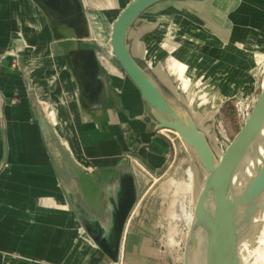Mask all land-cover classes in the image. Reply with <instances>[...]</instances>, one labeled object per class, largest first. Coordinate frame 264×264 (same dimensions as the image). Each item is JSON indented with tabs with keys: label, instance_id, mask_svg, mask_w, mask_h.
Listing matches in <instances>:
<instances>
[{
	"label": "rangeland",
	"instance_id": "1",
	"mask_svg": "<svg viewBox=\"0 0 264 264\" xmlns=\"http://www.w3.org/2000/svg\"><path fill=\"white\" fill-rule=\"evenodd\" d=\"M129 1L81 0L89 20V33L84 45L96 51L101 66L105 73L109 75L110 78L106 81L107 90L110 89V83H113V76L115 83H118L117 86L125 88L124 90L132 98L136 96L134 89L137 92L138 90L129 80L119 62L112 56L109 43L112 23ZM187 4H194L196 10L199 7L202 10L195 11L194 15L185 9ZM197 5L198 7H196ZM183 12H189V17L183 18ZM230 12L234 14L232 18L228 16ZM197 24L202 26L199 30L197 29ZM211 27L220 28L221 33L216 32ZM41 36L40 33L35 36V43L39 44L42 41ZM22 38L24 39V35ZM199 38L203 42L201 47H198ZM129 41L132 45V51L141 65L147 68L177 104L194 115L200 128L207 135L213 150L220 157L230 140L242 126L248 111L264 86V0H171L145 12L133 25ZM2 42L4 41L2 40ZM25 44L23 42L22 46H24L23 49H25V54L29 58V64H31L28 68L31 70V83L33 82L35 89L41 84L43 90L46 91L45 97H50V101H55L56 105L61 106L62 103L54 96L59 94L57 89L61 86V81L65 79L63 76L64 67L61 64L63 70L59 71V68L53 66L52 55L45 56L46 58L42 57L43 49L41 51V49L34 48L33 43L27 44L25 42ZM15 51L19 50L16 49ZM199 51L203 55L202 64L206 60L211 61L205 66L191 64V82L185 87L184 81L180 77L179 64L184 54L191 53V55H194ZM6 56L7 54L4 52L0 55V58H5ZM17 58L18 55L12 58L14 60L12 63L14 69H20ZM37 58L39 63H33L32 60ZM193 58L191 57L192 60ZM108 62L112 64L114 74H110L108 71ZM57 63L60 62L58 61ZM201 68L203 70L209 68L207 79H204L207 75ZM51 76H54L56 80L57 86L55 90L48 83ZM18 80L22 84V79L18 78ZM69 83L71 82L69 81ZM119 88H116V91L120 93ZM233 88H236L235 93L229 94L224 98L205 94L206 91L211 89L213 91L218 89L227 91ZM69 94L73 99V87L70 89ZM145 105L148 108L146 102ZM40 107L43 109V115L48 121L43 105H40ZM77 111L74 113L65 112L66 116L64 115V117L65 119L68 117L66 121L68 126L70 125V119L71 123L73 119L75 124L76 121L81 125L83 124L80 120L81 115L79 117ZM32 121L34 122V118ZM49 121V130L53 141L66 156L73 172L80 181L85 195L94 204L97 195L95 191L97 188L96 177L93 171L81 166L93 168L91 165L93 158L86 156L82 150L77 133L73 132V137H71L73 144L71 150L66 145H63L60 142L61 137L57 136L58 133H55V128L52 122ZM153 126V124L147 125V130L151 132ZM3 130V119L0 116V131L3 132ZM94 131L92 130L91 132ZM132 135L133 133H130L126 139L127 145L129 143V147H132L131 151H124L122 144L119 143L123 153V159L119 160L121 163H105L94 168L104 177H108L121 164L128 162L134 170L138 181L139 193L132 215L133 220L130 230L135 226L136 222L141 230L138 236H133L134 239H128V245L130 246L131 242L134 243L135 241V243L137 242L143 248H146L147 251L145 255L142 254L133 259L131 258L132 264H140L141 262L147 264H184V254L182 260V253L179 247L183 243L182 239L187 235L188 228L190 229L192 221H189L188 218L189 215L194 214V207L204 182L205 172L200 170V163L195 153L173 130L164 128L159 129L155 133L156 138L163 139L167 144L162 148H158L159 154L157 155L151 153V142H142L137 145L131 144ZM42 138L44 141L43 135ZM89 143L93 146L92 142L89 141ZM16 149L19 150L18 147ZM70 153L73 159L81 165L72 159ZM100 156L107 157L104 153ZM50 157L60 169L59 171L62 174L61 181L67 179L65 169L60 167L51 155ZM9 165L8 161L3 162L0 173L7 169ZM189 168L193 169L195 175L194 190H190L188 187L190 178L187 170ZM96 171L95 173H97ZM46 193L47 196L40 195L36 198L34 202L36 206L26 209L27 213L32 215L30 217L31 220L34 217L36 218L37 212H45V215H49L48 213L52 209H62L61 217L72 214L66 203L62 204V207L61 205L58 206L56 202H54L55 204L53 203V198H49L51 193L48 192V189H46ZM50 204L54 205L50 206ZM27 217L25 219H29ZM61 224L68 227L70 233L66 231V234L71 235V239L70 244L69 240L67 241L66 246L69 245V247L59 259L65 260L67 258L68 260L71 258L73 249L77 245L78 247L74 249L75 256L71 260L75 261L79 254H82L83 256L81 257L85 260L86 255H84L85 252L83 254V251H85L84 249L87 245L82 244V231L74 227V224H69L67 221L64 222L63 219H61ZM262 225H264L263 221L257 225L259 232ZM259 232L254 235L255 237H250L253 233L251 231L249 236L246 237V246H248L247 252H249V256L252 254L253 260L258 259L255 261L259 263L255 261L254 263L264 264V241L261 242L264 234ZM249 242L250 244H248ZM256 246H259V248H256ZM251 249L253 250L251 251ZM259 250H262V253ZM19 252L15 248L11 253L12 256L17 257L20 255ZM131 253L127 249V258L131 257ZM94 257L97 256L94 255ZM7 258L4 256L5 261ZM32 259L36 260L35 257H32ZM89 261H87V264ZM58 264H63V262ZM120 264H127L126 257L121 260Z\"/></svg>",
	"mask_w": 264,
	"mask_h": 264
},
{
	"label": "water",
	"instance_id": "2",
	"mask_svg": "<svg viewBox=\"0 0 264 264\" xmlns=\"http://www.w3.org/2000/svg\"><path fill=\"white\" fill-rule=\"evenodd\" d=\"M162 1L165 0H132L124 7L112 26V53L149 107L143 121L154 124L156 129L177 131L197 156L200 170L207 173L187 236L184 264H239L240 246L253 230L264 200V163L238 205L231 209L228 205L235 178L264 127V86L242 126L219 157L191 112L177 104L132 54L128 39L133 25L149 8ZM41 3L59 22L76 31L77 49H70V57L76 64L84 88L95 93L96 89L103 87L107 74L96 51L84 47L89 26L81 0H41ZM34 113L50 155L66 171L67 179L61 185L71 206L87 234L101 250V255L92 258L88 264L119 262L139 193L131 164H121L108 177L97 172L100 189L93 204L85 195L66 156L53 141L48 121L36 101ZM227 213L230 217L225 227Z\"/></svg>",
	"mask_w": 264,
	"mask_h": 264
},
{
	"label": "crops",
	"instance_id": "3",
	"mask_svg": "<svg viewBox=\"0 0 264 264\" xmlns=\"http://www.w3.org/2000/svg\"><path fill=\"white\" fill-rule=\"evenodd\" d=\"M194 6V4H187V8L185 9L192 14L195 11L202 10H200V7L196 10ZM27 16L35 17L37 23L41 26V30L35 31L34 38L30 35V38L26 41L19 33L20 30L17 20L19 18L23 20V27H26L23 31L29 34V26L25 21ZM85 16L87 19L86 12ZM87 21L89 25V20L87 19ZM45 30L48 39H43L39 44L35 43V36L38 33L42 35ZM75 37L76 31L71 27L63 25L53 17L43 7L41 0H0V43L2 40L4 41L1 43L2 46L0 45V55L4 52L7 54L5 58H0V116L3 119L4 125L3 132L0 131V169L3 162L8 161L10 163L9 167L0 173V264H12L11 262L13 261H17L19 264H58L59 262H63V264H72L73 262V264H87V261L94 257V255H101L96 249L87 246L84 249L85 251H83V254L85 252L84 255H86V257L84 256L85 260L81 257L83 255L79 254L75 261H72L71 258L73 259L75 256L74 249L78 247L76 245L72 252L73 255L70 253L71 258L68 260L67 258L60 260L61 255L69 247V245L66 246L67 241L69 240L70 244L71 239V235L66 234L67 232L70 233V230L66 225L63 226L61 224V219L69 215L60 218L57 210L54 214L51 210L48 213L49 215H45V212H37L36 218L34 217L31 220L30 217L32 215L26 211L27 208L36 206L34 202L37 197L40 195L47 196L46 189H48V192L51 193L49 194V198L53 197V202H56V199L64 197L72 215L78 219L74 210H72L73 208L71 209V203L61 185L62 174L59 171L60 169L50 157L49 152H47L48 150L45 147L41 131L35 120L34 103L36 101L39 107L42 104L38 98L39 93L38 91L36 92L38 88L35 89L36 87H34L33 82L31 83L32 79L30 77V70L28 69V65L31 64H29V58L25 54V49H23V42L24 45H26L25 42L27 44L33 43L34 48L41 49V51L43 49L42 57L52 55L53 66L59 68V71H62L64 67L67 73L65 74L70 77L74 88L73 98H75V105L78 110L76 111L79 117L81 115L80 120L83 123L82 125L80 124V134L77 133L82 150L84 141H81L80 138L83 134H89L92 130H95L96 132H94L96 134L101 135L102 133V136L106 135H103V132L100 130H104L110 134L106 137L108 140L112 139L109 142L117 153L113 154L112 151L107 153L103 152L107 157H101L100 155L103 153L97 155V157L88 155L93 158V163H91L93 168H91V171L94 172L96 177L97 188L95 191L97 193L100 189V177L95 173L97 169L94 168L105 163H121L119 160L123 159V153L119 143L122 144L124 151H131L132 147H129L130 144L128 143L127 145L126 142L130 133H133L131 136V138L133 137V141L130 142L133 145L142 142H151V153L154 155L159 154V147L162 148L164 145H167L163 139L155 137V133L159 129L153 126L150 132L147 130V125L151 124L145 121V123L142 122V117L149 113V107L147 108L145 102L142 101L139 93L135 89L136 96L131 98L130 94L124 90L125 88H119L117 86L118 83H115V79L112 76L113 83H110V89L107 90L106 87L108 85L106 81L110 78L108 74L107 78L103 80V87L96 89L95 93L92 90H86L84 88L80 73L69 53L70 49H77ZM128 40H130V34ZM83 44H85V40ZM84 47L88 48L86 45ZM130 47L132 51L131 44ZM16 49L19 51L16 52ZM11 50L16 52L13 57L11 56L12 58L19 54L17 59L20 64V69H14L12 67L14 60L10 59ZM132 54L134 55L133 51ZM32 61L33 63H39L38 58ZM58 61L60 63H57ZM61 64L63 67H61ZM14 75L22 79V84H20V81ZM13 81L16 83L13 84ZM116 88L120 89V93L116 91ZM41 111L43 112V109ZM33 118L34 122L32 121ZM137 119L141 121H133ZM96 127L100 130H96ZM29 142L31 143L28 144ZM60 142H62L61 139ZM24 143H26L27 147H24ZM32 145L36 146V149L33 150ZM16 146L19 150L16 149ZM45 157H47L53 172H47ZM71 157L73 159V156ZM81 166L90 169L88 166ZM47 182L50 183L51 187L53 186V189L48 188ZM25 217L29 219H25ZM132 217L125 233L122 251V259L126 257L127 264H132L134 257L142 254L145 255L147 251L146 248H143L137 242L135 243V241L134 243L131 242L130 246L128 245V239H134L133 236H138L141 230L138 228L137 222L130 230L133 220ZM31 224L32 226L30 227ZM47 239H53L56 242L53 243L55 249L57 248L56 258H54L55 256L46 258L47 252L45 248ZM15 248L20 251V255L17 257L12 256L11 253ZM127 249L132 252L130 258H127ZM4 256L8 257L6 261L4 260ZM32 257H35L36 260H33ZM140 264L147 263L141 262Z\"/></svg>",
	"mask_w": 264,
	"mask_h": 264
},
{
	"label": "bare ground",
	"instance_id": "4",
	"mask_svg": "<svg viewBox=\"0 0 264 264\" xmlns=\"http://www.w3.org/2000/svg\"><path fill=\"white\" fill-rule=\"evenodd\" d=\"M132 0H130L129 2H131ZM166 1H169V0H165V1H162L154 6H152L151 8L153 7H156L158 5H160L161 3L163 2H166ZM198 7V6H197ZM151 8H149L147 11H149ZM182 8V7H181ZM124 9V8H123ZM122 9V10H123ZM121 10V11H122ZM121 11L119 12V14L117 15V17L120 15ZM146 11V12H147ZM189 12H183L182 13V17L183 18H187L189 17ZM234 14H232V12L228 13V16L230 18H232ZM117 17L115 18V20L117 19ZM37 19L35 17H29L27 16L25 18V21L27 23V25L30 27L29 29V34L25 33L23 31L24 28L26 27H23L24 25L22 24L23 20L21 18H19L17 20V24L19 26V33L21 36L24 35V39L27 41L29 38H30V35L33 36L34 38V32L36 31H40L41 30V26H39V24L37 23L36 21ZM114 20V21H115ZM187 20V19H186ZM206 20V18H205ZM113 21V23H114ZM185 21V20H184ZM210 21V20H209ZM204 22V21H203ZM214 22V21H213ZM212 22V23H213ZM113 23H112V26H113ZM217 23V22H216ZM193 25V24H192ZM197 29L199 30L202 26H200L199 24H197ZM211 26V25H210ZM22 28V29H21ZM212 29H214L216 32H220L221 31L219 29H216L214 27H211ZM207 30V29H206ZM111 33H112V27H111V32H110V39H109V43H110V47H111V54L113 56V53H112V46H111ZM29 35V36H28ZM44 35V37H43ZM31 36V37H32ZM212 37V36H211ZM210 37V38H211ZM42 40L43 39H48L47 35H46V30L42 33V36L40 37ZM204 40V39H203ZM198 47H201L203 42L200 41V38L198 40ZM180 49H182L180 47ZM16 54V52L14 50H11V55H10V59H12V57ZM12 56V57H11ZM202 53L199 51V52H196V54L194 55H191V53H186L184 54L183 58L181 59V63L179 64V72H180V77L183 79L184 81V85L185 87H187L190 82H191V73H192V69H191V66L192 65H199V66H205L207 63H209L211 60L207 61L202 64L201 62V59L203 58L202 57ZM18 57H19V54H18ZM114 57V56H113ZM191 57H194L193 60L191 59ZM99 59V58H98ZM100 61V60H99ZM8 64V63H7ZM6 64V65H7ZM192 64V65H191ZM211 64V63H210ZM112 64L110 62H108V71L110 72V74H114V68L113 66H111ZM29 67L31 65H28ZM202 69V68H201ZM209 68H205L204 73L207 75L205 76L204 79H207L208 76H209ZM66 72L64 71V74ZM67 74V73H66ZM233 75V74H232ZM64 76V80L61 81V86L57 89V91H59V94H56L54 96V98L58 99L62 105L61 106H58L56 105V102L55 101H50V97L47 98L45 97V90H43L42 88V85L39 84V89H38V93H39V99H40V102L41 104L43 105V108H44V111H45V115L46 117L48 118V121L50 120L55 128V131L60 135L61 137V140H62V144L63 145H66V147L68 149H72L73 147V144H72V140H71V137H73V132L76 134H80L79 131L81 132L80 130V124L77 123L76 121V124L74 122V120L72 119V123H71V119L69 120V126L66 124V121H67V118L65 119L64 115L66 116V113L65 112H72L74 113L76 110H77V107L75 105V98H71L70 94H69V91L70 89L73 87L72 83H69V81L71 82L70 80V77L68 75H63ZM128 76V75H127ZM234 76V75H233ZM30 77L32 79V76H31V70H30ZM11 78V77H9ZM129 80L134 84V82L130 79V77L128 76ZM16 82L13 81V84H15ZM48 83L51 87L56 88L57 84H56V80H55V77L54 76H51L49 77V80H48ZM19 84V83H18ZM12 85V84H10ZM135 85V84H134ZM135 87L137 88L138 92H139V95H140V98L143 100L142 98V95H141V92L139 90V88L135 85ZM235 90L236 88H233V89H230V90H227V91H224L223 89H218L216 91H213L212 89L210 91H206L205 94L207 96H215V97H220V98H224L225 96L229 95V94H234L235 93ZM9 92V91H8ZM14 92V91H13ZM55 93V92H54ZM41 94V95H40ZM42 95H44L42 97ZM141 115V114H139ZM193 115V114H192ZM194 117V115H193ZM195 119V117H194ZM49 121V122H50ZM133 121H141L139 119L137 120H133ZM195 121L197 122V120L195 119ZM144 122V121H142ZM145 123V122H144ZM198 124V123H197ZM146 125V124H145ZM199 125V124H198ZM72 126V127H71ZM164 129V128H163ZM96 130H100L96 127ZM54 131V132H55ZM101 132H103V135H106L108 137V134L109 132H106L104 130H100ZM55 132V133H56ZM96 132V131H95ZM95 132H91L89 134H83V136L80 138L81 141H84V144H83V150L85 152V154L88 156V155H92V156H95L97 157V155L99 154H102L103 152L107 153V152H113L114 153H117L116 151H114V148L111 146L110 142L112 139H109L106 137V136H102V133L101 135L100 134H96ZM56 133V134H57ZM174 133H176L181 139V135L177 132V131H174ZM57 134V136H58ZM87 136V137H86ZM27 137V136H26ZM59 137V136H58ZM80 137V136H79ZM106 137V138H105ZM30 138V137H29ZM24 139V138H23ZM183 140V139H182ZM90 142L93 143V146L90 145ZM114 141V140H113ZM24 142H25V139H24ZM31 142H29L28 144H30ZM116 143V142H115ZM26 146V143H24V147ZM31 146V145H30ZM27 147V146H26ZM65 147V148H66ZM28 148H31V147H28ZM66 148V149H67ZM32 149H36V146L32 145ZM67 149V150H68ZM69 151V150H68ZM223 151V150H222ZM48 152V151H47ZM71 154V153H70ZM117 155V154H115ZM218 155V154H217ZM72 156V155H71ZM75 156V155H74ZM219 156V155H218ZM90 157V156H88ZM122 160V159H121ZM45 163H46V169H47V172H53L52 171V167L50 166V164L48 163V159L47 157H45ZM264 163V127L263 129L261 130L257 140L255 141V143L253 144L252 146V149H251V153L249 154V156L247 157V160L243 166V168L241 169V171L239 172V174L237 175V177L235 178V185L233 187V192L231 194V197H230V200H229V209L231 208H234L238 205V203L240 202V200L243 198V196L246 194V192L248 191L254 177L256 176V174L258 173V170L259 168L261 167V165ZM85 168V167H84ZM88 170H91V169H88ZM93 170V169H92ZM187 174L190 178V182L188 184V187L190 190H194V171L192 168H189L187 170ZM206 172H205V175H204V180L206 178ZM53 184V183H51ZM47 186L48 188H52L53 189V186L51 187L50 183L47 182ZM53 198V197H52ZM56 205L62 207V204L66 203L65 201V198L64 197H61V198H58L56 199ZM68 200V199H67ZM69 202V201H68ZM54 203V202H53ZM55 204V203H54ZM53 204V205H54ZM67 204V203H66ZM70 204V203H69ZM264 200H263V203L261 205V208L259 210V213L257 215V217L255 218V225L253 226V230H252V234L250 237H253L257 232H259V227L257 226L261 221H263L264 223ZM50 204V206H53ZM68 206V204L66 205ZM71 206V205H70ZM136 207V206H135ZM52 208V207H51ZM72 209V207H71ZM135 209V208H134ZM195 209V207H194ZM73 210V209H72ZM134 211V210H133ZM53 214L54 212H56L55 209H52L51 211ZM58 212V216L61 217V213H62V209H60L59 211L57 210ZM56 215V214H55ZM230 217V213H227L226 215V218H225V227L227 226V222H228V219ZM193 218H194V214H191L189 215V218L188 220L189 221H193ZM63 221H67L68 223L71 222L72 224H74V227H77L79 228V230L82 231L83 233V240H82V244H86L87 246H89L90 248H93V249H96L98 253H101V250L98 248V246L95 244V242L91 239V237L87 234V232L85 231V229L83 228V226L79 223L78 219H76L72 214H69V216H67L66 218H63ZM191 227V226H190ZM258 227V228H257ZM263 227V228H262ZM261 231L263 234H264V225L261 226ZM263 229V230H262ZM259 232V233H260ZM188 233H189V230L187 232V235H186V241H187V236H188ZM249 236V235H248ZM261 236V235H260ZM258 236V237H260ZM255 237V236H254ZM262 237V236H261ZM264 241V237H262ZM261 238V239H262ZM254 240V238H253ZM260 240V238H259ZM246 241H247V238H245L240 246V251H239V264H257V263H254L255 260H258V259H255L253 260V257H251V255L249 256V252H247V247L246 246ZM257 242V241H256ZM260 242V243H261ZM53 243H56L53 239L52 240H49L47 239L46 240V252H47V255H46V258H50L49 256L53 257L55 256L54 258L57 257V248L55 249ZM259 243V244H260ZM250 244V242L248 243ZM257 244V243H256ZM81 246V245H80ZM84 246V245H83ZM185 247H186V242H185ZM256 248H259V246H256ZM260 248H261V245H260ZM253 249H251L252 251ZM260 252L262 250H259ZM50 253V254H48ZM252 253V252H251ZM262 253V252H261ZM260 253V254H261ZM256 254H257V250H256ZM258 256V255H257ZM261 256V255H259ZM184 258H185V250H184ZM121 260H122V255H121V259L119 262L117 263H114V264H120L121 263ZM262 260V259H261ZM260 261V260H259ZM255 262H258V261H255ZM259 263V262H258ZM12 264H19L17 263V261H13Z\"/></svg>",
	"mask_w": 264,
	"mask_h": 264
},
{
	"label": "built area",
	"instance_id": "5",
	"mask_svg": "<svg viewBox=\"0 0 264 264\" xmlns=\"http://www.w3.org/2000/svg\"><path fill=\"white\" fill-rule=\"evenodd\" d=\"M189 230V228H188ZM188 232V231H187ZM182 244L180 245L179 249H180V252L182 253V260H183V254H184V250H185V242H186V236L184 239H182Z\"/></svg>",
	"mask_w": 264,
	"mask_h": 264
}]
</instances>
